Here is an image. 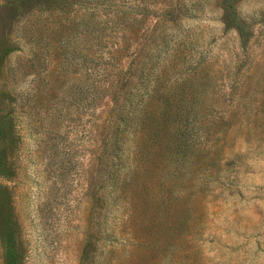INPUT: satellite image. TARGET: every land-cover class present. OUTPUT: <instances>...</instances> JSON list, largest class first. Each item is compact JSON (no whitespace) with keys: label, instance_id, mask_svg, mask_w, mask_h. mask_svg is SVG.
I'll use <instances>...</instances> for the list:
<instances>
[{"label":"rangeland","instance_id":"1","mask_svg":"<svg viewBox=\"0 0 264 264\" xmlns=\"http://www.w3.org/2000/svg\"><path fill=\"white\" fill-rule=\"evenodd\" d=\"M0 264H264V0H0Z\"/></svg>","mask_w":264,"mask_h":264}]
</instances>
